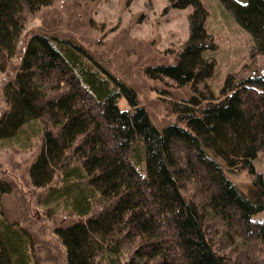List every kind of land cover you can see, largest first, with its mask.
I'll list each match as a JSON object with an SVG mask.
<instances>
[{"label": "trees", "instance_id": "trees-1", "mask_svg": "<svg viewBox=\"0 0 264 264\" xmlns=\"http://www.w3.org/2000/svg\"><path fill=\"white\" fill-rule=\"evenodd\" d=\"M168 1L191 9L189 36L170 64L146 72L191 95L158 127L134 90L115 80L111 89L71 41L34 33L19 47L29 17L52 0H0V74L22 50L3 87L0 143L40 134L31 182L74 218L57 228L65 264H264V217L254 218L264 179L253 166L264 151V0H221L253 44L217 94L205 5ZM242 170L256 174L246 191L226 174ZM22 229L0 215V264H35Z\"/></svg>", "mask_w": 264, "mask_h": 264}, {"label": "rangeland", "instance_id": "rangeland-1", "mask_svg": "<svg viewBox=\"0 0 264 264\" xmlns=\"http://www.w3.org/2000/svg\"><path fill=\"white\" fill-rule=\"evenodd\" d=\"M201 1L208 11L207 30L217 46L209 53L216 59V67L208 80L217 94L226 76L249 62L253 40L221 0ZM190 12V8H171L168 0H52L29 17L19 47L24 48L34 33L71 41L91 59L84 56L88 68L99 70L111 89L118 81L134 90L152 122L163 127L176 118L171 112L172 102L190 97L191 88H174L166 81L150 78L146 70L171 63V56L189 36ZM21 55L19 48L11 70L0 74V116L8 109L4 84L14 76ZM119 106L128 110L131 104L119 98ZM41 151L40 134L32 128L0 143V186L6 189L0 191V215L26 230L35 264H65V247L57 228L74 218L65 207L48 202L47 188H36L31 182L30 169ZM253 166L264 179V151ZM226 174L243 191L256 178V174L243 170ZM259 217H264V212L254 216Z\"/></svg>", "mask_w": 264, "mask_h": 264}]
</instances>
